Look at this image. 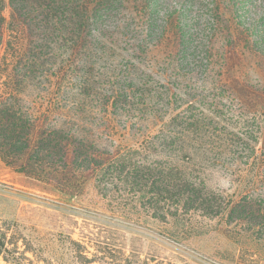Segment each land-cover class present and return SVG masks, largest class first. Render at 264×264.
Returning a JSON list of instances; mask_svg holds the SVG:
<instances>
[{
  "label": "trees",
  "instance_id": "1",
  "mask_svg": "<svg viewBox=\"0 0 264 264\" xmlns=\"http://www.w3.org/2000/svg\"><path fill=\"white\" fill-rule=\"evenodd\" d=\"M0 160L263 238L264 0H0ZM217 168L249 173L238 199L208 184ZM0 257L37 263L6 223Z\"/></svg>",
  "mask_w": 264,
  "mask_h": 264
},
{
  "label": "rangeland",
  "instance_id": "2",
  "mask_svg": "<svg viewBox=\"0 0 264 264\" xmlns=\"http://www.w3.org/2000/svg\"><path fill=\"white\" fill-rule=\"evenodd\" d=\"M112 138L107 144L114 147L124 142ZM245 175L249 173L243 171L239 181L217 168L206 176L211 187L236 200L244 192ZM4 223L29 240L36 264H264V237L257 239L242 223L197 215L180 224L157 220L137 198L112 187L100 193L93 179L85 180L78 192L62 191L14 172L0 160Z\"/></svg>",
  "mask_w": 264,
  "mask_h": 264
}]
</instances>
